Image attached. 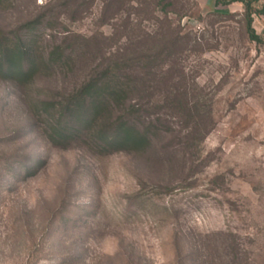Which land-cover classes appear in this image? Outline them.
<instances>
[{
    "label": "rangeland",
    "instance_id": "obj_1",
    "mask_svg": "<svg viewBox=\"0 0 264 264\" xmlns=\"http://www.w3.org/2000/svg\"><path fill=\"white\" fill-rule=\"evenodd\" d=\"M67 1L8 0L0 9V28L9 33L53 11L35 31L46 54L61 46L87 56L73 73L40 79L32 90L51 92L33 91V98H58L82 84L90 60L117 55L135 14L141 30L152 31L158 22L144 4L156 1L161 26L167 14L191 37L173 77L180 75V91L203 119L186 140L187 119L166 107L150 110L162 116L165 138L147 158L162 153V166L97 157L77 145L51 147L31 127L18 91L0 83V264H58L75 254L83 264H178V250L202 252L208 242L215 258L238 245L247 263L264 264V45L247 35L244 5L129 0L131 15L103 21V0L84 12L64 11ZM252 8V28L264 42V0ZM30 159L40 165L34 175L25 171ZM149 198L152 213L142 204Z\"/></svg>",
    "mask_w": 264,
    "mask_h": 264
},
{
    "label": "trees",
    "instance_id": "obj_2",
    "mask_svg": "<svg viewBox=\"0 0 264 264\" xmlns=\"http://www.w3.org/2000/svg\"><path fill=\"white\" fill-rule=\"evenodd\" d=\"M80 1L68 0L61 7L65 11L75 5L79 11L84 12L87 5L95 2L82 0L84 2L79 5ZM258 1L217 0L216 4L242 3L245 7L246 33L250 41L264 45L252 28V16L257 13L254 12L252 4ZM126 2L129 0H103V21L115 19L120 13L131 15L124 6ZM6 3L8 0H0V9ZM156 3L154 1L144 4L152 7L150 19L158 22L152 31L141 30L140 15L136 14L137 25L132 30L128 18L123 30L129 32L122 35L123 45L117 55L108 54L106 57L104 54L99 63L95 62V58L90 60L92 67L83 83L70 93L60 92L58 98L54 99L40 96L33 98V91H51L32 88L40 79L56 74L67 75L69 71L73 73L76 66L87 56L75 51L66 53L61 46H56L46 54L35 31L47 18H52L53 11L49 12V16L44 15L21 26L15 33L5 32L0 28V83L11 85L18 91L31 127L51 147L67 150L77 145L97 157L124 155L147 158L153 154L156 143L165 138V132L160 129L163 126L162 116L153 118L149 115L150 110L164 107L182 115L189 122L192 131L186 135V140L190 138L189 134L198 131L199 121L203 119L200 109L194 104L190 107L188 95L180 91V75L173 77L175 72H180L176 70V66L181 61L185 47L190 44L191 37L183 35L179 27L173 26L167 14L164 17L168 25L164 29L156 16L155 9L159 5ZM171 5L173 3L168 1L167 6ZM23 31L30 33L29 37H23ZM90 42L92 41L88 43L93 44V48L100 49L98 44ZM160 154L154 160L147 158L145 163L149 166H162L164 156ZM30 162L35 160L27 161ZM39 166L35 162L32 168L25 171L34 175ZM142 204L148 207L147 213H152L148 210L155 204L151 198L143 200ZM165 214H168L167 210ZM228 247L230 251L224 258H215L212 253L215 248L208 242L203 244L202 252L178 250L176 260L178 264H249L238 245L235 248ZM58 264L83 262L75 254L64 256Z\"/></svg>",
    "mask_w": 264,
    "mask_h": 264
}]
</instances>
